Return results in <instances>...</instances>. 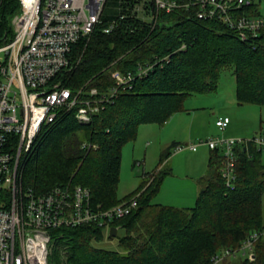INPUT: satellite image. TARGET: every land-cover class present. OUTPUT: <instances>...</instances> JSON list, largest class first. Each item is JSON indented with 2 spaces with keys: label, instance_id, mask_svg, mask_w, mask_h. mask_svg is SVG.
Instances as JSON below:
<instances>
[{
  "label": "trees",
  "instance_id": "obj_1",
  "mask_svg": "<svg viewBox=\"0 0 264 264\" xmlns=\"http://www.w3.org/2000/svg\"><path fill=\"white\" fill-rule=\"evenodd\" d=\"M250 1L235 14L261 16L259 0ZM18 10V0H3L0 42L12 38L9 17ZM71 59L77 67L66 86L100 92L113 87L116 73L135 74L139 66L154 62L156 66L130 89L120 91L90 123L79 124L67 114L45 126L26 157L21 186L34 195L55 187H81L89 191L93 207L109 209L138 194L137 208L110 224L124 231L119 252L94 246L103 240L106 227H60L50 230L49 264H213L221 252L236 251L252 234L264 230L262 148L252 141L234 149L232 187L220 174V151H210L207 173L190 208L151 203L171 174L162 167L154 175L143 174L135 192L117 198L121 152L135 141L139 127L162 126L185 111L188 97L215 93L223 69L232 68L236 103L264 112V28L243 41L221 21L197 19L196 8L179 9L161 13L153 29L132 19L128 27L120 25L110 34L97 30L74 48ZM178 146L166 148L159 166ZM248 254L236 264H264V235ZM229 263L224 259L219 264Z\"/></svg>",
  "mask_w": 264,
  "mask_h": 264
},
{
  "label": "built area",
  "instance_id": "obj_2",
  "mask_svg": "<svg viewBox=\"0 0 264 264\" xmlns=\"http://www.w3.org/2000/svg\"><path fill=\"white\" fill-rule=\"evenodd\" d=\"M19 10L11 21L12 38L0 45V264H49L50 230L94 224H110L137 208L138 194L109 209L93 207L85 188L55 187L41 195L23 190V163L36 146L45 126L67 114L79 124L90 123L120 91L130 89L156 63L138 67L135 74L116 73L114 85L105 92L85 86H66L77 67L74 48L88 41L97 30L110 34L116 27L129 26L133 19L153 29L161 13L171 14L196 8L200 20L216 19L236 30L241 40L256 37L264 19L235 14L250 0H18ZM227 117L215 126L224 130ZM264 147V140H251ZM239 139H209L211 151H220L219 169L227 187L235 179V147ZM197 145H190L195 150ZM178 146L175 150H182ZM264 230L252 234L236 251H223L213 260L219 264L237 253L247 254ZM248 254V255H249Z\"/></svg>",
  "mask_w": 264,
  "mask_h": 264
},
{
  "label": "rangeland",
  "instance_id": "obj_3",
  "mask_svg": "<svg viewBox=\"0 0 264 264\" xmlns=\"http://www.w3.org/2000/svg\"><path fill=\"white\" fill-rule=\"evenodd\" d=\"M259 8L260 15L264 19V0H259ZM14 16L15 14L9 17L10 25ZM3 58L4 54L0 52V62ZM234 95L235 83L232 68H226L221 71L218 88L215 93L190 96L184 101L185 111L177 113L182 115L179 123L171 127L162 125L159 129L164 133L159 136L157 125L147 126L151 127V129H156L155 135L157 132V137L154 143L150 140L152 139L151 136H143L145 132L142 131L148 128L145 125L140 126V128H145H142L140 132L138 130L139 134L134 141V143L138 144L137 148H135V154H131L133 142L127 143L122 149L117 198L121 200L135 192L143 181L142 175L144 172L149 175H154L161 167L165 169L171 168V174L166 176L159 192L152 199L151 203L174 208L192 207L196 200V189L193 188V191L190 192L191 184L186 180L189 179V175L187 174H191L194 170L197 171L199 169V162L189 157L190 152L187 149L178 152L172 150L170 162L164 161L159 166L160 155L173 142H178L180 144L179 146L184 147L186 145H196L200 141L216 138L240 139L243 142L251 141L253 138L264 140L263 110L255 105H238L235 102ZM216 103L218 104L217 106ZM217 109L219 110L217 111ZM186 110L190 111L187 112ZM219 116L220 118L228 116V119L231 120L224 131H219L215 126V122ZM190 134L192 138L189 140L188 136ZM147 146L149 150L147 151L145 160L143 156ZM197 150H206L207 155L209 154V150L203 146ZM191 155L195 154L193 153ZM137 161L139 165L135 163ZM261 161L264 165V147H262ZM262 209L264 217V197ZM108 234V230L104 229L103 240L100 243H94V246L108 251L119 252L118 239L124 236V231L118 229L117 236L113 238L109 237ZM245 258L246 254L237 253L235 257L228 258L227 261L236 264Z\"/></svg>",
  "mask_w": 264,
  "mask_h": 264
},
{
  "label": "crops",
  "instance_id": "obj_4",
  "mask_svg": "<svg viewBox=\"0 0 264 264\" xmlns=\"http://www.w3.org/2000/svg\"><path fill=\"white\" fill-rule=\"evenodd\" d=\"M235 96V95H234ZM236 102V101H235ZM218 104L216 103V106H217ZM216 108H220V107H216ZM202 109H204V108H202ZM219 109H217V111H218ZM187 112L188 111H190V110H186ZM174 116V117H173ZM171 118H170V121H167L164 125H166V126H168V127H171V126H173L174 124H176V123H179V121L181 120V114H174ZM224 117H227L228 118V116H224ZM220 118V116L218 117V119ZM230 122H231V120L229 119V124H230ZM147 126H152V125H145V127H147ZM145 127H142V128H145ZM162 126H158V136L160 135V134H163L164 132H161L162 130H160L159 128H161ZM142 128H140L139 127V132H140V130L142 129ZM148 129H144L142 132H145L144 134H143V136L144 137H147V136H151L152 137V139H150L153 143L155 142V138L157 137L156 135H157V132H156V135H155V130L154 129H151V127H147ZM220 131V130H219ZM224 131V130H223ZM223 131H221V132H223ZM139 132L137 133V136H138V134H139ZM192 137H191V134L188 136V139L190 140ZM240 140V139H239ZM201 142V141H200ZM173 143H176V144H179L178 142H173ZM137 143H134V141H133V143H132V152H131V154L133 155V154H135V148H137ZM180 145V144H179ZM197 146H196V149L195 150H191V149H189V146L190 145H186V146H184V148L182 149V150H184V149H187L189 152H190V155H189V157L190 158H192V159H194V160H196V161H198L199 162V169H197V171H195L194 170V172L193 173H191V174H187V175H189L188 177H189V179H187L186 181L187 182H189L190 184H191V189H190V192H192L193 191V188H195L196 189V197H197V195H198V193H199V190H200V188H201V184H200V180L203 178V177H205V175H206V173H207V165H208V160H209V156H210V149L206 146V145H198V144H196ZM149 146V145H148ZM148 146L146 147V151L144 152V159L146 160V156H147V151L149 150L148 149ZM201 146H203V147H205L206 149H208L209 150V154L207 155V152H206V150L205 151H203V150H201V151H198L197 149L199 148V147H201ZM168 147V146H167ZM166 147V148H167ZM165 148V149H166ZM130 150V151H131ZM175 151V150H174ZM178 151H181V150H176V152H178ZM122 153H123V151L121 152V160H122ZM195 154V155H191V154ZM171 156H172V153H171V155L169 156V158L166 160L167 162L169 161L170 162V160H171ZM136 164H138L139 165V162L137 161V162H135ZM144 168H145V166H144ZM170 169V171H172L171 170V168H169ZM143 174H146V172H144ZM161 205V204H160ZM110 230V229H109ZM109 230H108V233H109ZM117 230L118 229H116V235H117ZM109 235V234H108Z\"/></svg>",
  "mask_w": 264,
  "mask_h": 264
},
{
  "label": "water",
  "instance_id": "obj_5",
  "mask_svg": "<svg viewBox=\"0 0 264 264\" xmlns=\"http://www.w3.org/2000/svg\"><path fill=\"white\" fill-rule=\"evenodd\" d=\"M3 0H0V6L2 4ZM109 237L113 238V237H116V228H111L109 230Z\"/></svg>",
  "mask_w": 264,
  "mask_h": 264
}]
</instances>
